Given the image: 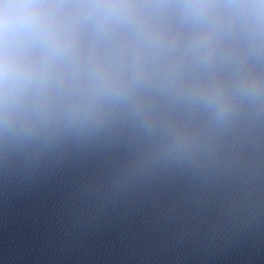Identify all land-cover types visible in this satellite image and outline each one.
Returning <instances> with one entry per match:
<instances>
[{"label": "clouds", "instance_id": "obj_1", "mask_svg": "<svg viewBox=\"0 0 264 264\" xmlns=\"http://www.w3.org/2000/svg\"><path fill=\"white\" fill-rule=\"evenodd\" d=\"M264 114V0H0V141L129 127L194 161Z\"/></svg>", "mask_w": 264, "mask_h": 264}]
</instances>
